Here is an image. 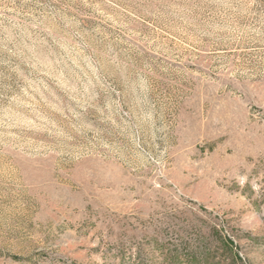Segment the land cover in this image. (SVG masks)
Returning a JSON list of instances; mask_svg holds the SVG:
<instances>
[{"label":"rangeland","instance_id":"1","mask_svg":"<svg viewBox=\"0 0 264 264\" xmlns=\"http://www.w3.org/2000/svg\"><path fill=\"white\" fill-rule=\"evenodd\" d=\"M0 264H264V0H0Z\"/></svg>","mask_w":264,"mask_h":264}]
</instances>
